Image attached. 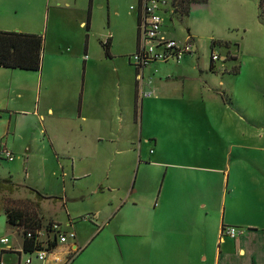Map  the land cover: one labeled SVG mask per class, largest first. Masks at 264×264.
Here are the masks:
<instances>
[{"label": "rangeland", "instance_id": "obj_1", "mask_svg": "<svg viewBox=\"0 0 264 264\" xmlns=\"http://www.w3.org/2000/svg\"><path fill=\"white\" fill-rule=\"evenodd\" d=\"M138 1L92 0L90 4V0H42L34 18L41 21L35 34L44 40L42 71L0 69L3 84L14 85L11 96L9 90L0 92V105L13 95L24 97L18 106L23 114L0 112V180L11 178L19 186L11 199L19 204H27L28 199L36 201L28 188L54 197L41 205L46 223L58 221L64 231L72 230L71 225L87 238L80 241L81 249L104 244L102 248L116 256L133 252L136 216L158 203L159 190L164 186V171L152 165L153 143L147 141L152 133L161 135L153 126L158 116L155 113L150 119L139 94L136 99L137 76L130 64L138 45ZM165 1V36L179 44L190 37L194 44L191 56L179 64L171 60L164 65L175 73L172 83L181 87L184 80L179 77L185 76L188 90L199 94L206 88L215 103L225 94L226 105L216 112L218 122L230 130L202 132L205 136L199 147L183 141L179 148L185 149L187 156L195 153L201 166L210 168L218 162L214 156L231 152L229 159L237 164L241 177L239 186L245 188L249 173H264V149H257L264 147V23L260 0H209L192 7L183 23L171 18L174 0ZM90 8L87 31L81 23H87ZM109 38L112 58L106 57L101 45ZM215 41L220 44L213 47ZM213 56L219 59L211 71ZM160 62L149 66L152 72L147 70L146 79L159 74ZM15 76L21 77L20 82ZM84 95V109L81 103L80 110ZM6 152L13 154V161ZM215 176L210 172L201 176L197 171L195 175L182 172L173 176L172 186L185 189L187 195L179 201H193L198 196L189 193L197 187L208 201L214 190L218 202ZM3 198L0 196V209ZM7 223L0 210V239L6 237L8 247L20 249L22 237ZM1 254L0 245V258ZM2 257L6 264L17 259L7 253ZM33 258L37 262L36 254Z\"/></svg>", "mask_w": 264, "mask_h": 264}, {"label": "crops", "instance_id": "obj_2", "mask_svg": "<svg viewBox=\"0 0 264 264\" xmlns=\"http://www.w3.org/2000/svg\"><path fill=\"white\" fill-rule=\"evenodd\" d=\"M41 5L42 0H0V31L38 33L40 17V22L34 18ZM139 16L141 20L143 15L138 12ZM81 26L85 28L86 22L83 21ZM221 59L227 61L224 57ZM87 60L86 56L83 63L85 68ZM168 63L160 62L159 74L154 79L145 78L146 82L150 80L147 89L154 95L148 100L140 98L143 111L146 110L148 116H152L150 119L155 118V113L158 116L155 123L153 120V126L160 129L161 135L152 133L147 141L153 143L151 152L155 156L152 165L164 171V186L159 190L158 203L146 207L136 216L133 252L129 251L126 255L121 252L120 256H116L104 250V244H98L92 250H88L90 245L81 249L80 241L87 238L78 235L70 225L76 233V239L59 245L45 262L38 264H264V173H249L246 177L248 186L242 188L239 186L241 177L237 164L229 159L231 152L214 156L218 162L210 168L201 166L195 153L191 152L187 156L185 149L179 148L183 141L199 147L204 134L202 132L226 133L230 130L218 122L216 112L219 106L226 105L225 94L221 95L217 105L206 88L199 94L188 90L185 76L179 77L184 80L181 87L175 86L172 83L175 73L170 67L164 66ZM150 65L143 69L144 77L147 70L152 72ZM15 77L20 82L21 77ZM136 86L138 92V83L135 81ZM13 89V83L6 85L0 79V92L9 90L11 96ZM23 100V95H13L9 102L0 105V112L23 114L25 111L18 108ZM84 102L85 95L80 101V110L81 103L84 109ZM158 123L159 126H156ZM225 136L231 140L228 134ZM261 140L264 146V136ZM139 162L141 165L142 161ZM187 171L194 175L197 171L200 176L205 175V172L216 174L213 180H218V202H215L214 190L212 201H208L197 187L189 193L198 196L193 201H179L187 194L184 188L172 186L175 180L173 176ZM125 205L120 206L119 210ZM228 227L239 229L240 235L237 238L223 235V230ZM13 249L19 251L17 247ZM9 255L16 256L15 262L19 260L16 254Z\"/></svg>", "mask_w": 264, "mask_h": 264}, {"label": "trees", "instance_id": "obj_3", "mask_svg": "<svg viewBox=\"0 0 264 264\" xmlns=\"http://www.w3.org/2000/svg\"><path fill=\"white\" fill-rule=\"evenodd\" d=\"M91 2L92 0H90V4ZM140 2L141 0L138 1V4H140ZM208 2L209 0H174L172 3L173 13L171 15V18H174L183 23V21L190 16L192 7L197 5H204ZM90 12L91 8L85 27L87 31H89L90 29ZM259 12L260 17L264 23V0H260ZM139 41L140 16L138 17L137 53L139 51ZM213 43V47L216 44H220L217 41ZM101 45L106 53V57L112 58V39L109 38L106 42H101ZM43 48L44 40L41 35L0 31V69L21 70L28 73H40L43 67ZM191 55L192 54H187L186 57ZM131 58L132 56L130 57V64L135 68L136 76H138L139 67L131 62ZM214 68V60L212 58L210 70L213 71ZM136 99L138 100L137 86ZM137 114L138 113L136 107L135 120H137ZM18 188L19 186L14 183L11 178L0 180V196L4 197L1 202L2 205L0 210L4 212V215L8 222L7 225L13 230H16L17 233L22 237L23 252L28 255H35L42 249L41 244L39 243V239H37L38 232H41L42 230L49 232L53 224V221L46 223V218L44 217V214L42 212L41 205L44 200H51L54 197L44 196L41 191L39 192L35 189L28 188L30 193L36 195V201L28 199L26 200L27 204H19V202L11 199V196L15 194V191H17ZM60 200L62 201L63 199ZM87 219L91 220V218ZM29 234H33V237L29 238ZM57 248V236H55L54 241L49 242L48 252L52 253ZM7 254H16L20 257V254L16 252Z\"/></svg>", "mask_w": 264, "mask_h": 264}, {"label": "built area", "instance_id": "obj_4", "mask_svg": "<svg viewBox=\"0 0 264 264\" xmlns=\"http://www.w3.org/2000/svg\"><path fill=\"white\" fill-rule=\"evenodd\" d=\"M167 5L168 3L165 0H141L137 6L139 14H142L143 17L141 16L140 20L139 51L132 56L131 62L139 67L137 83L140 98L152 97L154 95L153 92L146 90L151 82L150 80L148 82L145 80L143 75V69L145 67L157 61L170 62L171 60H175L179 64L187 54H193L194 52L193 40L190 37L184 44H179L164 35L163 24L165 19L163 14H165ZM135 9L132 7V10ZM218 59L217 56H213L214 61ZM6 155L8 160H14L12 153L6 152ZM222 234L231 238H237L240 235V231L237 228L228 227L223 230ZM37 235V239H39V243L43 249L36 253L37 262L34 260L33 255L25 254L22 248L19 251H15L12 247H8L10 242L5 237L0 239L2 253L0 264H6L3 262L2 255L12 252L20 254L19 260L14 264H38V262H45L48 256L53 253L48 252V246L49 242L54 241L55 236H57L58 246L76 239V233L73 230L64 231L58 221L53 222L49 232L42 230ZM28 237H33V234H29ZM22 254L25 255L24 259Z\"/></svg>", "mask_w": 264, "mask_h": 264}]
</instances>
